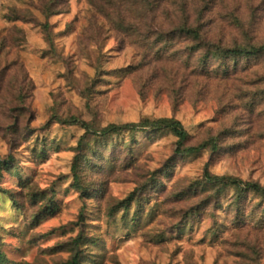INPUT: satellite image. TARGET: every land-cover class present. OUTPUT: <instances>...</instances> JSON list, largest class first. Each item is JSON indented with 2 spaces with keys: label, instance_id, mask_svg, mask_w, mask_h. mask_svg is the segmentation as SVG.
I'll use <instances>...</instances> for the list:
<instances>
[{
  "label": "rangeland",
  "instance_id": "374dc122",
  "mask_svg": "<svg viewBox=\"0 0 264 264\" xmlns=\"http://www.w3.org/2000/svg\"><path fill=\"white\" fill-rule=\"evenodd\" d=\"M239 46L264 0H0V264H264V195L205 179L264 187V52ZM162 118L207 147L102 133Z\"/></svg>",
  "mask_w": 264,
  "mask_h": 264
},
{
  "label": "trees",
  "instance_id": "16d2710c",
  "mask_svg": "<svg viewBox=\"0 0 264 264\" xmlns=\"http://www.w3.org/2000/svg\"><path fill=\"white\" fill-rule=\"evenodd\" d=\"M185 30V29H184ZM187 32H193L196 35H198L197 30H188ZM221 53H224L225 56H233V57H240V56H252V55H258L261 52H264V46L260 47H252L251 49L245 48V47H235V48H228V49H221ZM83 128L86 129V133L88 134L90 132V125L86 122L82 123ZM169 128L172 130V132L178 137V144L179 147L177 148L178 153H183V154H192L196 153L204 148H206V144H201L198 146H187L185 148H182L181 145L188 139V133L186 129L183 127L181 121L177 119H172V118H162V119H157V120H150V119H144L140 123H126L123 125H115L112 124L106 128L103 129V134L106 133H113L116 131H122V130H130V131H135V130H140V128ZM86 138V135L81 138L79 141V150L82 148L83 140ZM13 160V156H9L7 159H0V176L2 175V171L5 167H8L9 163ZM78 160V154L75 157V163L72 167L74 173V178H75V184L79 188L82 189V186L80 184V177L77 172L78 168V163L76 162ZM205 179L207 182H213L222 185L223 187L227 186H232L238 189L239 191H245V190H250L254 191L260 194L264 195V187H262L258 183H253V182H242L239 180L235 179H230L222 176H217L213 175L210 172H206L205 174ZM78 260L75 258L73 262L69 264H77Z\"/></svg>",
  "mask_w": 264,
  "mask_h": 264
}]
</instances>
